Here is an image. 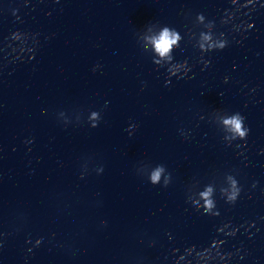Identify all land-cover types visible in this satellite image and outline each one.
I'll list each match as a JSON object with an SVG mask.
<instances>
[{"label":"clouds","instance_id":"obj_1","mask_svg":"<svg viewBox=\"0 0 264 264\" xmlns=\"http://www.w3.org/2000/svg\"><path fill=\"white\" fill-rule=\"evenodd\" d=\"M197 22L200 24H204L205 28L208 31L201 32L199 35V40L197 43L198 48L202 52L216 50H222L226 47L227 41L223 39L224 34L221 33L219 38H214L211 29L214 26V22L209 21L205 24V17L202 13L197 14ZM155 24H149L146 26L145 32L150 34L144 36L143 48L147 50H151L153 53V63L157 66L169 65L173 64V50L179 47L180 41L183 39L179 31L169 27L162 26L159 28V31L151 32V28ZM203 63L205 66L210 64V61L204 60ZM189 66H187V72L189 71ZM227 79V78H226ZM166 85L170 83L169 80L165 81ZM107 103V102H106ZM98 118V113H92V119L96 120ZM245 117L242 116L239 112L231 114V115H223L220 118V125L228 134L225 136V139L229 142L232 140L240 139L246 140L250 129L245 127L244 124ZM92 127H97V123L92 124ZM136 125H130L129 129H125L129 131V135H131L130 129L135 128ZM239 146V145H238ZM103 169H100L102 171ZM163 177V187H167L171 182V174L166 172V168L163 164H158L148 173L149 181L152 185L161 184V180ZM227 187H221L220 193L226 199L227 203H235L239 194L240 187L238 185V181L232 176L228 175L226 177ZM216 192L215 185L209 184L206 185L203 190L198 192L197 199H191V203L199 210L202 209L204 214L211 215H219L218 211H214L216 209V202L214 199V195Z\"/></svg>","mask_w":264,"mask_h":264}]
</instances>
